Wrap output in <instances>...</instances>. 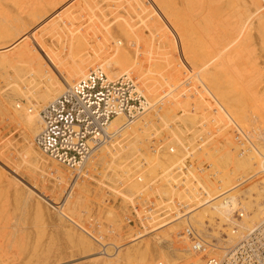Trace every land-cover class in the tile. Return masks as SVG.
Masks as SVG:
<instances>
[{
    "label": "rangeland",
    "instance_id": "rangeland-1",
    "mask_svg": "<svg viewBox=\"0 0 264 264\" xmlns=\"http://www.w3.org/2000/svg\"><path fill=\"white\" fill-rule=\"evenodd\" d=\"M14 1H17V0H2V2L4 3V7L9 9V10H11V11H13V12L8 13V15L11 16V18H7V17L4 16V20H3L2 17H0V20H2V21H0V48L2 49L3 53H5V54L10 53L11 54L12 52H14L13 50H17L22 45L23 48H20V49H22V51L24 50L23 52H25V53H26V51L28 49V51H27L28 54L26 53V55H25V53H23V56L20 55L21 56V57H19L20 59H17L18 61L17 60L15 61V63L17 62V63L20 64L19 65V64L16 63V65H18L17 67H19L17 69L11 68L9 63L0 60V169H1V171L3 170V172L6 174L8 180H11L13 182L16 181V180H20V181H22L24 186L21 185V189H20L21 190V194H20V193H16L15 187L13 186L12 183H10V182L6 183V181H4V180H1V182H0V217H2L0 219V230H3V231H0V259H4L3 257L8 258V257H11L12 255H16L17 256L16 259H18V260H22V259L28 260L29 258H31L33 256V254L34 255L35 254H41L42 252L45 253L46 251H50L51 249L59 250V248H61V247H62L61 249L63 250L64 249V245L70 246V245L76 244V243L77 244L83 243V244L89 245V248H91L92 244L97 242V244H95V249L96 250L94 252H91L92 254L89 253V254H86V255H78L79 254L78 252L67 251V252H65L66 255H64L65 257H67L66 260L62 261L61 263L59 261L51 263V264H57V263L58 264L59 263L60 264H91L94 261V258L97 259V257L99 258V257L106 256V254L104 255V252L101 250V248H104L105 246H104L103 242L99 241L96 237H94V231L97 230L98 232H100V235L105 237V242L106 243H113L114 245H118V246L122 245L124 248H126L127 246H131L132 243H129V241H131L130 239H132L134 236L132 238H130V236L133 235L134 233L138 232V230L136 228H138L139 231L141 232L139 226H136V228H134V227L128 225L126 223V220H125L126 219L125 216L128 213H130L132 210L135 209V207H134L135 204L133 202V197L137 196L140 191L139 192L136 191L137 194L135 195V191H133L131 189L130 190L131 194H130V191L128 189L126 190L124 185H122L125 180L123 182L122 181L120 182L118 179H116L117 178L116 173L114 174L112 171H108L107 164H110V163L112 164V161H113V160L111 161V159L109 160V158L107 159L108 160L107 162L105 160L98 159V158L94 159V161L97 160V159L98 160L95 161L94 166L91 165L93 171L91 173L88 172L87 176L89 175V177L86 176V178L84 180L85 181L84 183H87V184L85 186H83V188H81L79 185H77L78 182L81 183V184H84L83 182H81V180H79L76 183L74 182V184H73L74 186L71 185L72 178H73L72 175L73 174L70 171H68L66 168H64L63 166L58 165L56 162L54 164V161L51 160L50 158H48L47 156H45L41 151H38L39 153L41 152L40 153L41 155H43L42 156L43 158L40 159V161H41L40 165H38L37 163H32V162H30L27 159H24L25 157H23V155H22L23 154V147L28 146L29 142L28 143L26 142L28 140L25 139V136L22 133L21 128H19L20 125H18L17 123H14L11 119H9V117H7V118L4 117L3 118L2 117L3 115L1 113V111L2 110L5 111V108L14 109L18 113L19 116L23 117L24 123H26L27 126H31V125L35 124L36 132H37V129H38L39 125H38V123H36L34 121L33 116L36 113V111H34V109L32 107L33 104H34V98L30 97V99H29V97H28V99H26L25 97H23V98L22 97L21 98L20 97H16V95H15L16 93H18V94H25V95H28V96H32L35 93L36 96H38L39 93L42 90L45 89L46 85L43 84V83H40L38 81V76L36 74H33V73L29 72V71H33L34 72V70H35V72H36V70H38V68H39L40 71L41 70L42 71L40 72L38 70L37 71V72H39L38 74L42 75L43 73H45L46 77L45 76L44 77L47 79V76H49L48 81H52L53 82L56 79L55 76L57 77L59 74H61V72H65L72 65L71 62L74 60V58L76 59V61H78L80 58H81L80 60H82V58L84 59V57H83L85 55V54H83L84 51L86 52V54H87L86 56L87 57H88V53H89V56H90L91 53L94 54V55H97V53H98V55L102 54V56H105L106 58H108V57L109 58H113V56H114L113 52L110 49H108L107 45L105 44L106 42L109 41V39L107 37L110 34H112V33H110V32L106 33L105 31H108V30L111 31L110 30L111 25H113L115 27V24L117 22L125 20V22L124 21L123 22L127 23L129 25V28L128 29L126 28V29L129 32H133L134 31L135 33H137V34H135V33H133V34L131 33V34L133 35V37L135 36L134 38H135V40L138 43L137 42L134 43L132 41H131L132 43L130 42V45L132 46L133 51L135 49L133 45H136L135 46L136 50L134 51V53H132V58L135 57V60L133 58L132 61L134 60L133 61L134 63L137 62L136 63L137 67H135V68L138 69V66H139L138 63L139 62L144 68L146 67L144 65L146 63H148L146 68L150 69V67H151L150 63H151L152 60H154L156 58H159L160 61L161 60L162 61L166 60V62L170 65V66L169 65L167 66L168 71L166 72V75H165L166 77L161 75L160 73H155V70H152V71H151V69L149 70L151 72H149L150 74L148 73V75H150V76H148V78L151 77V79H148V80H150V81L154 80L155 81V78H156L155 82L152 81L153 82L152 83L153 86L155 85V86H157L160 89L162 86L165 87L164 84L167 81V85H169V83H171V85H169V86H171L170 87V89H171L170 92H172V90L175 89L178 86V84H179L180 86H178L179 88L177 87L178 89L176 91L179 92V89H180V91L182 93L184 91L181 90L182 88H180V87H183V89H184V87L187 85L186 88H185L186 90L184 89L187 92V95L186 94L184 95L185 92L182 94L183 96H181L180 92L178 94V95L181 96L180 97L181 100H182L181 102L184 104L183 107H184V110H185L184 111L183 109H181V111H179V112H182V113H186L187 112L186 114L188 115V118L191 119V120H189L190 122L188 120H186V118H187L186 115H185L186 118L185 117L181 118L182 120L185 119L184 120L185 122H188V123H185V126L189 127L188 128L189 129L188 130L189 131L188 134L190 133L189 136L191 137L192 134H191L190 130L196 128V126L199 125V121L198 120L202 118V117L198 118L199 116H195L196 115V113H195L194 116L197 117V119L195 120L196 124L195 123L193 124L195 117L193 116V114L192 115L189 114V113H192L190 111L194 109V106H195V108L197 107L196 104L198 103V100L200 99V97L201 96H205L204 90H203L199 80L197 79L198 78V75H197L198 69H196V67L198 68L201 65H199V63H200L199 61H198L199 62L198 65L199 66H196L197 63L193 64L194 62H193L192 58H190L191 57V55H190L188 57L189 58L188 59L189 63L192 60V64L196 66V67L193 66L194 67L193 68L194 71H193V69L191 70L192 67H190V66H192V64L191 65L190 64H185L186 61L183 63V60L182 59L180 60L179 57L181 56L180 55L181 54V49H180V46L178 44V41H177V38H176V34H174V32L172 31V27L170 25L171 23L170 22L168 23V20L166 18L164 20L163 16H160L161 14L156 12V9L154 8V6H152V8H154V9H152L151 7H149L150 4H146L145 3V1H147L149 3L150 2L149 0H145V1H143V0H66V1L65 0H32L31 2L29 0H19V1H17V3L19 5H21L22 7L29 6V9H28L27 12H22L24 9L23 8H19V6H17ZM204 1H205V3H204ZM221 1H223L224 4ZM244 1L245 0H209V1L208 0H188V2H187L188 10H187L186 4H184L183 10L186 11V12L188 11L187 13L182 12V13H184L185 20L188 23V24L186 23L187 28L189 30H191V33L192 32L194 33V31L197 30L198 31L197 33L199 34L198 36H196L197 33L195 31V34L192 37L193 33L192 34L189 33V34H191L190 39L192 38L193 41L195 39V42H194L195 44L191 45L192 47L196 46L197 43L198 44L200 43L199 45H197L198 48L200 46V49L196 50L197 48L195 47L196 48L195 49L193 47V49L196 50L195 51L196 53L199 51V55H200V53L204 54L207 51L209 52V54H215V53L218 54L219 52H221V53H219V56L221 57V59H223L225 57V55H223V54L226 51L229 53V52H231V50L234 51V50L237 49L236 47H238V46H236V44H234L235 41H234L233 37L236 40V37L238 35V37L240 39L239 43H241L243 40H246L244 38L245 35H247L246 29L249 26L248 24L251 22V19H253L255 17V14H253V12L249 9V7H250L249 4L246 3V1L245 2ZM218 2H221L222 4H220ZM225 3H226V5H225ZM261 5H263V4L261 3ZM39 7L40 8L42 7L43 10L45 8L46 11L45 10L43 11V10L39 9ZM18 11H21V12L18 13L19 17L17 16V12ZM33 11H34V13H32ZM189 11L192 12V13H190ZM250 11H251L252 14L249 13ZM199 12L201 14L203 13V15H201ZM218 12H220V13H218ZM230 13H232V14H230ZM0 14H3V13L0 12ZM14 14H16L17 17H13ZM157 14L159 16H156ZM29 15L31 17H33L32 20H31V17ZM36 16H38V17H36ZM41 16H44V17L42 18ZM249 16H251V17L249 18ZM252 16H254V17H252ZM158 17L159 18L162 17L163 19L160 18V19H157V21H155L156 18H158ZM12 18H14V19H12ZM38 18H39V20H38ZM244 18H245V20L248 19L247 20L248 23H247V21H243V22L241 21ZM41 19H42V21H40ZM43 19H45V20H43ZM49 20H50V22H49ZM240 21H241V23H240ZM3 22L5 23L4 27H2L3 26ZM37 22H38V24L35 27H32L34 31L32 30V28L29 29L30 30L29 33L25 31V36L26 37H23V34L22 35L20 34L21 38L19 36L18 38H15V39H18V40L14 39V40H12V42L10 41V39H11L10 38V31H7L6 27H10V30L12 29L11 33L18 32L19 30H21V33H23L24 29L29 28L30 25H33V24H35ZM39 22H41V23L39 24ZM150 22H152V23H150ZM209 22H210V24H209ZM160 23H161L162 26L160 25ZM107 24H109V25H107ZM151 24H152V26H151ZM211 24L213 26V29H212ZM239 24H241V25H239ZM44 25H46V26H44ZM190 25L193 26V28L191 27L192 29L190 28ZM62 27L66 28V29L64 30ZM105 27L108 30L107 29L104 30ZM155 27L157 28V30H156ZM137 29H139V30H137ZM150 30H152L153 32H151ZM189 30H188V32H190ZM5 31H7V32H5ZM64 31H66V32L69 31L68 36H70V37L64 36L65 35L64 33H66ZM142 31H143V33H142ZM54 32H55V34H54ZM57 32H58V34H57ZM74 32H76V34ZM108 33H110V34L107 35ZM120 33L121 32H119V34ZM161 33H162V35H161ZM166 33H168V34L166 35ZM77 34H82L81 35L82 37L78 36ZM66 35H67V33H66ZM86 35H88L89 37L86 36ZM168 35L170 37H168ZM38 36H40V37H38ZM83 36H86L85 38L86 39L88 38V39L86 40ZM199 36L201 38H199ZM62 37L64 38L63 41H62ZM67 37L68 38H74V37L77 38V37H79L78 38L79 41L81 40L80 43H83L85 41L83 43L84 44V48L83 47L80 48V45H77V43L71 44L70 40ZM163 37H165V38L163 39ZM197 37L200 40L197 41V39H196ZM65 38H66V44L64 43ZM208 38H210V39H208ZM201 39H202L203 42L201 41ZM232 39H233L234 42L231 41ZM170 41H171V43H170ZM193 41H191V44H193ZM16 42L17 43L19 42L21 45L19 43L17 44ZM68 42H69V46H67ZM252 42L251 43L249 42L250 44L247 43V45H246L247 48H244L247 51L244 50V52H243V54L245 53L244 55H246V56L241 60L242 64H241L240 60L237 61L239 64L235 63L236 66H238V65L241 66V67L238 66L237 68H238L239 72H240V70L243 71V72H241L243 75H237V73H235L236 77L235 76L230 77L232 75V73L234 74L235 70L232 67H230V68L228 67L229 68L228 72L226 74H223L220 78H221V81H222L221 83H223L221 85H222L224 91L227 93L226 97L227 98L229 97L231 99V97H233V95H236V93H237V96H234V97H237V98H233V101L235 100L234 102H236L237 106L238 107L240 106L242 108V110H246L244 112L245 113L247 112L246 114L249 116L248 117V121L249 122H247V124L248 123H250V124L246 125V127L249 126L247 129H249L250 131L248 130V132H252V130L255 131V133L253 132L254 134L251 135V136L255 135L254 136V140H255V144L257 145V147L255 146L254 150L256 151V149H258V150L262 149L263 153H264V124H262L261 123V119L258 116L255 117V115L253 113V111L257 110L258 108L260 109L261 104H259V103L263 102V101L260 102V100H262V98L264 100V71H263L264 70V46L262 48V45H264V44H262V45L259 44V43H263V42L261 41V39L258 36H256L255 41H252ZM86 43H88V44H86ZM98 43H99V45L100 44L101 45L99 46ZM150 43H152V44H150ZM15 44H17L19 47L17 45H15ZM70 44L74 45V47H70ZM75 44H76V46H75ZM91 44H92L93 47L91 46ZM125 44H126V41L124 39L120 38V37H116L115 41L113 43L114 47L117 46L119 48L123 47ZM142 44L146 48H143ZM160 44L161 45L163 44V46H164V47L162 46L163 49H161L162 47H160L161 46ZM94 45H96V46H94ZM156 45H158V46H156ZM89 46H90V48H89ZM102 46H104V48ZM173 46H174V48H173ZM213 46H214V48H213ZM253 46H255L256 49L253 48ZM76 47H77V49H79L81 51H79V50L75 51ZM157 47H158V52H157V49H156ZM201 47L203 48V50H202ZM67 48L70 49L71 52H69V50ZM88 48L90 50H88ZM96 48H97V51L95 50ZM232 48L233 49L235 48V49L233 50ZM251 48H252V50H251ZM25 49H26V51H25ZM62 49L63 50L65 49V51H67V53L65 51H63L64 53L62 55V51H61ZM85 49H87V50H85ZM228 49H229V51H228ZM99 50H100L101 53H99ZM155 50H156V53H153V52H155ZM162 50L164 52H162ZM166 50H169L170 53L168 51H166ZM222 50H224V51L222 52ZM77 51H79V53H77ZM109 51H110V54H111V55L110 54L109 55L111 57L108 55ZM133 51H131V52H133ZM105 53L108 56H106ZM139 53H140L139 56L142 58L141 60H140V58L137 59ZM162 53H163V55H162ZM16 54H19V53H16ZM76 54L79 55V57L82 56V55L83 56L80 57V58L79 57L77 58ZM112 54H113V56H112ZM133 54H134V56H133ZM144 54H145V58H144ZM156 54L158 56H160V57H158ZM249 54H250V56L253 55V56H251V58H253V59H251L249 57ZM27 55H28V57H27ZM59 55H61L62 57H64V56L65 57L62 58L61 56L59 57ZM70 55L72 56L73 60H72ZM168 55H170V57L172 56L171 57L172 61H170V59H169L170 57ZM136 56H137V58H136ZM161 56H162L163 59L161 58ZM23 57H25V58H23ZM65 58L66 59H68V58L70 59L71 58L70 60H72V61H68L69 59L66 60ZM147 58H148V60H147ZM167 58L169 59V61H167ZM249 58L251 60H253V63L251 62V60ZM60 60H62L61 63L63 64V66L60 63ZM136 60H138L139 62L136 61ZM149 60H151V61H149ZM243 60L244 61L246 60L245 63H244ZM76 61L74 60L73 62L77 63ZM248 61H250V63ZM25 62H26V64H25ZM64 64L66 66H64ZM245 64H247V65L250 64L251 66H249V65L248 66L247 65L244 66ZM30 65H32V67L31 68H27L28 66L30 67ZM172 65L173 66L175 65L174 66L175 68L178 65H181V69L178 66L179 68L178 67L177 68L179 70L177 71V68L175 70V68ZM59 66L62 68L63 71L61 70V68ZM253 66H254V68H256L258 66L260 70L257 69L258 68L257 67L255 69L256 71L255 70L251 71V69L253 70V68H252ZM64 67H65V70H64ZM66 67H67V69H66ZM141 67H140V69H141ZM170 67H173V68H170ZM189 67H190V70L193 72V74H191L192 72L189 70ZM245 67H247V69ZM25 68H27L29 71L27 69H25ZM35 68H37V69H35ZM53 68H55V69H53ZM144 68H142V69H144ZM182 68H183L184 73H183V71H181ZM32 69H34V70H32ZM43 69H45L47 71V75H46V71L43 70ZM50 69L51 70L53 69V70L51 71ZM170 69L171 70L174 69L175 72L177 71L178 72V73L176 72L177 75H179V73L181 71L180 75L181 74L182 75L181 76L179 75V77H180L179 80L182 81L181 83L177 79L178 78L177 75H173L172 74L173 75L172 76L170 74V71H169ZM48 70L50 72H48ZM54 70H56V71H54ZM92 70H94V69H92ZM174 70H172V71H174ZM229 70H230V72H229ZM257 70H259V71H257ZM22 71H25V72H22ZM249 71H251L253 73H251ZM168 72H169L170 75L168 74ZM172 73H174V72H172ZM258 73H259V75H258ZM188 75L190 76V78H189ZM191 75H192L193 78H191ZM227 75L228 76L230 75V76L226 78ZM252 75H254L255 78ZM184 76L186 77V79H185ZM133 77L136 78V75H133ZM195 77H196V80H195ZM249 77H250V79H249ZM53 78H55V79H53ZM167 78H169V79H167ZM183 78H184V80H183ZM173 79H175L176 82ZM192 79L195 80L194 84H196V86L198 85V87L194 88V86H193L194 84L192 82L193 81ZM236 79H238L239 81H237ZM138 80L139 79H137V81ZM146 80H147V78H146ZM233 80H235V83L233 82ZM158 81L159 82L162 81L163 83L159 84ZM173 81L175 83H177V82H179V83H177V85H174L175 83ZM236 81H237V83H236ZM240 81H243L244 83L246 81V83L243 85V82H240ZM74 82H76V81H73L71 86L74 84ZM197 82H198V84H197ZM138 83H140V82L138 81ZM156 83L161 85V87L159 85H157ZM241 83H242V86H244V88H246V87L247 88L245 89V93H244L245 95L244 94H240V96H239V93H241L242 91L244 92V89H243V87L241 88V90H239V88L235 89V85L234 84L238 85V86L236 85V87H240ZM245 85H246V87H245ZM188 86H191L193 88H189ZM250 86H251V88H249ZM164 87H162L161 89L163 90ZM229 87H230V89L232 88L233 94L230 91ZM158 88H157L158 91H156V95L160 97V96H162L164 94L165 90H163V92H162V90L159 91ZM188 88L191 89V91ZM257 88H259L258 91H257ZM38 89H40V90H38ZM197 89H198V91H196ZM234 89H235V91H234ZM187 90H189L192 93H196V92L197 93L196 94H191V95H194V96H191V95H188L189 91H187ZM200 90H202L203 92L200 91ZM246 90H249L247 92H250L251 90L252 91L248 95V93H246ZM176 91H175V93H177ZM63 92H65V91H63ZM157 92H158V94H157ZM254 92L257 93V94H255ZM198 93H199V95H198ZM230 93H231V97H230ZM251 94L252 95L255 94L254 99H252L254 95L251 98V96H250ZM60 95H57L56 97H58ZM185 96L188 99H184ZM169 97L170 96H167L166 98H169ZM208 97H209V95H208ZM166 98H164L162 101H165ZM180 98H179V100H180ZM248 98L250 100L254 101V103L251 104L252 101H249ZM255 98L257 99V101L259 99L260 100L257 102ZM194 99H196V100H194ZM243 99L247 100V102L244 101V103H243ZM155 100L153 99V101L152 100H150V101L154 102ZM240 100H242V101L240 102ZM256 102L258 103L259 107L256 106L257 108L253 109L255 107L253 104H255ZM154 103H156V101ZM154 103H151V105L152 104L154 105ZM193 103H196V104L192 105ZM257 103L255 105H257ZM20 104H21V106H19ZM155 107L156 106H154L153 108H155ZM153 108H152V110H153ZM259 109H258V111H259ZM261 109H262V107H261ZM168 113L171 114V112H168ZM221 113H224V112H221ZM152 114H154V113H152ZM163 114H166V116L163 115ZM163 114H162V112L159 113V115L161 116L160 119H162L165 116L166 118L169 117V118H167L169 120L171 118L172 122L169 121L166 124L164 122H162L161 124H157V123L155 124V127H157V128H155V129H157V132H158V130L160 128H162L161 125L165 124L164 125L165 127L162 128V130H161V133L163 134V135L161 134V137L165 136L164 135L165 129L167 130V132L169 131V129H168V127L166 125H168L169 123H173L174 121H181V119L178 117L179 114L173 115L174 112L171 114L172 116L171 115L168 116L167 112H163ZM148 116H150V115L148 114ZM191 116H193V117H191ZM222 116L224 117L223 119L224 120L226 119L227 121H225L226 122L225 123L223 121V119H222V121H223L222 123L223 124L220 125L221 127L220 126L214 127V128L212 127L213 128L212 129L210 127V125L208 127L205 125L206 124L205 121H202L201 122L202 124L200 123L201 126L205 125L208 128V129L206 128L207 129V130H205L206 132L204 131V129L201 131L202 134H203V138L206 137L207 131L209 133L207 135L209 138L206 137L205 139H203L204 140L203 143H205V141H206V149H203V147L205 145L200 146V149L202 148V150H204L206 152V154H208V156L214 150L215 152L214 151L213 152L216 153V154H213L214 157L217 156L216 158L218 160H220V164H217V165L220 168L222 167L223 170H225L227 168V170L229 171L235 165H237L238 159H239V161L240 160L242 161L244 159H241V158L237 157L238 156L237 152H234V150H233V147L235 146V144L234 145L230 144V143L234 142L233 136L230 135L231 131L234 133V129L231 128V127H233L231 125L234 124V123L231 122L232 120H230V118H228V116H226V114H222ZM156 117H158V116H156ZM156 117H155V120H156ZM172 118L175 119V120H173ZM156 121H160V120H156ZM191 121H192V123H191ZM183 122L181 121L182 124H183ZM227 123H229V124L227 125ZM240 124H242V123H240ZM192 125H194V126H192ZM182 126H184V124ZM185 126H184V128H185ZM205 126H204V128H205ZM225 127H227V128L225 129ZM261 127H263V128H261ZM219 129L221 130L220 133H219ZM226 130H228L227 132L230 131V133L228 134L226 132ZM225 132L227 134H225ZM248 132H246V133H248ZM132 133H135V132L132 131L131 134ZM128 134H130V132H128ZM212 134H213L214 137L220 139V141L217 144L216 143L214 144V145H216V147L214 145H212L213 148H210L211 145L207 146V143L210 142V140H212L211 139V138H213ZM123 135H124V132L122 134L120 133V135L118 134V136L115 139L116 141L114 140L113 142L110 143L111 144L110 146L113 149H115L117 147V146L115 147L114 144L119 140V138H120L119 136H123ZM133 135H129V136H133ZM137 135H135V136H137ZM225 135H229V137L232 136V137H230V139L232 138L231 139L232 142L230 141L229 144H225V141H224ZM240 135H242V134L240 133ZM260 135H261V137H260ZM129 136H127L126 139ZM135 136H133V137H135ZM133 137H131V139L129 137L130 140L128 139V140H126V142L128 144L129 143H133L134 140H132V139H135ZM223 137H224V139H223ZM242 138L244 139L245 136L244 137L242 136ZM190 139L193 141L192 137ZM190 139H189V142H191ZM245 139H247V138H245ZM193 143H194V141H193ZM17 144H19V146ZM222 144L224 145V147H223ZM134 147H135V144H134ZM170 147L173 148L172 149L173 151H171ZM118 148H120V146H118L116 149H118ZM167 148H168V151H170L172 154H174V155L178 154L177 152L179 151V149L177 148V145H175V144H171L170 145L169 144V146L167 145ZM175 148H177V150ZM193 148H195L196 150L191 149L190 151H184V154H185L184 157L188 158V157H190L191 154H194V152L200 150V149L197 148V146H195V143H194V147ZM108 149H110V147L109 148H104L100 153L103 155V153L105 152L104 154H106ZM137 149H139V146L137 147ZM140 149H141V147H140ZM37 150H39V149H37ZM124 150H125V153H126V149H124ZM210 150H212V151L209 153ZM227 150H228V152H227ZM191 151H192V153H191ZM100 153L98 155H100ZM226 153L228 154V156H227ZM139 154H141V152L137 150L130 157L131 154H128V152H127V154H125L126 157L123 156V160H122L121 166L123 168H125L126 165H128V163H130L131 161H134V162L137 161L135 159H137V157L139 158ZM256 155L255 156L253 155V157H250V160H249L250 162H248V160H247V162L245 163L246 167L249 168V169L247 168L249 172L247 171L246 167H244V170L241 171L243 173H244V171H246L249 174L250 173L251 174H255L256 177H255V180L253 181V183L250 184L247 187L245 186V188L242 187V188H238L236 190H234L236 188L235 185L233 186L235 188H233V187L230 188V189H233L231 191L235 194L234 198H236L238 200V196H242L241 197L242 203L245 205V207H247V208L249 206L253 207V208L252 207L248 208V209L251 208L252 211H251V209L247 211V208H246L247 213L248 212L249 213L247 214L245 212V216L244 217H252L255 213H257V211H258V213L261 212L260 208H261V210H262V208H264V180H263L264 179V172L260 173L263 170L262 169L263 166L260 165L261 161L263 160V158L260 155L258 156V154H256ZM206 156L207 155H205V157ZM208 156L206 158L203 157L202 159L206 160L208 158ZM127 157L128 158L130 157V160L129 159H124V158H127ZM133 157H134V159H132ZM184 157H182V159H186ZM194 157L191 156L190 159H193ZM222 157L223 158L225 157L226 160H224ZM235 157H236L237 160L235 159ZM255 157H257L258 161H257V159ZM92 160H93V158H92ZM115 160H117V158ZM254 160H256L257 163L259 162L258 163L259 165ZM44 161L45 162L47 161L48 163H45ZM252 161L255 163V165H254V163ZM263 161H262V164L264 165ZM104 162L107 163V164H104ZM224 163L226 164V166H224L225 165ZM248 163H252V164H248ZM41 164H42V166H41ZM131 164H129V165H131ZM221 164L223 166H220ZM5 165L8 166V167L6 168ZM44 165H47L49 168L48 167H47V169L44 168L43 167ZM248 165L252 166L253 168L251 169V167L248 166ZM2 166L5 167V168H3ZM55 166L56 167L59 166V168H61L63 171H65V174L67 176H68V173H69L70 176H72V178L70 176H68V178H67L68 181L67 180L66 181L63 180L60 176L56 175L54 173V171L51 170V169H55ZM88 166H89V164H88ZM215 166H216V164H215ZM41 169H43V171ZM156 169H158V173L161 175L162 174V172H161L162 170H160L159 167H157ZM215 169L216 168L213 166V168L210 169V172L214 171ZM49 170H50V172H49ZM86 170H87V168H86ZM250 170H252V171H250ZM81 172H82V173H80L81 176H82L83 173L85 174L84 171H81ZM137 173L138 172H136V174ZM136 174H135V176H136ZM142 174L143 173H141V178L142 179L137 177V176L136 177L133 176L137 180V184H140L139 182H141L143 184L146 181L145 180L146 178ZM122 178L125 179V176L122 177ZM230 178H232V177H230ZM233 179H234V177L232 179H229L228 177L227 178H223V181H224L223 183H225L228 180L227 182H229L230 185L234 184V182L237 180V177H235V181H233ZM106 181H108L109 183L106 182ZM230 182H233V183H230ZM104 183H105V186H103ZM118 183L121 184V186L124 187L123 190L120 189V187L118 186ZM113 184H115V185L113 186ZM142 184H140V186ZM69 187L71 189H69V191L67 192V195H66V191L68 190ZM106 187H108V189H106ZM111 188H112V192L114 194H112V196H109L108 195V191H110ZM114 189H116V190H114ZM93 190H95V191H93ZM96 190H98V192ZM132 191L134 192V194H133ZM227 191H229V189H227ZM125 192L127 193V195H126ZM232 192H230V191H229V193L227 192L225 194V196L226 195L227 196L228 195L231 196ZM30 194H33L32 197L35 200L32 203V205L29 204V202H31V199L29 200V197L31 196ZM135 199H136V197L134 198V200ZM106 200H110V202L106 203ZM124 200H125L126 203L124 202ZM37 201H39V203L41 204V206H42V208L44 210L42 215L39 214L40 216H38V211L36 210V204L35 203ZM221 202L223 203L222 200H221ZM163 203H166V202H163ZM132 204L134 205V206H132V207H134V209L131 208V210H130L129 206L132 205ZM159 204L160 203L158 202V205ZM160 205H162V203ZM137 208L134 210L135 212L142 213L144 211L143 207H141V209L139 208V211H138ZM156 208H157V206H156ZM176 210L180 214L181 211H179L178 207L176 208ZM193 210H194V208L191 209L190 211H193ZM252 212H253V214H252ZM3 213H4V215H3ZM261 213H262V215L264 214L263 212H261ZM7 214H8V216H7ZM246 214L248 216H246ZM38 219H39V221H38ZM209 220L210 219L205 220V218H204L203 223H202V227H201V225L199 226V225L195 224V222H193V224H191V222H189V224L191 226H193L194 230H196L200 235H202L203 237L207 236V239L209 240L208 243L211 245V249L209 250L208 254L210 255L213 252H214L213 254H216L218 250L219 251H222V250L223 251H225V250L227 251L228 248L229 249L232 248L231 244H229V243L226 244V240L228 239V235L227 234H228V232H230L229 230L231 228H236V227H232V226H229L227 224H224L222 226H220V224L218 225L219 221H218V218H216L215 216L212 217L210 222H209ZM240 221H242V220H239L238 222H240ZM180 222H182V221H180ZM187 223H188V221H186L183 224L185 225ZM171 224H172V222H171ZM34 225H36V226H34ZM165 225H163V226H165ZM168 225H170V223H168ZM184 225H183V227H184ZM163 226H159L158 228L163 227ZM195 226H197V227H195ZM183 227H181L182 228L181 230L184 229ZM13 228H14V230H13ZM158 228H156V229H158ZM166 228H168V227H165V228L161 229L159 232L158 231L153 232L154 233L153 234V233H151L152 230L149 231V228L147 230V228L145 226L144 230L142 231V233L145 232V230H147V233L145 234V236H144V233H143L144 237H141V240L139 239L137 242H135L133 244L140 243L142 240H148L149 238L155 239L157 237V235L160 234L162 232V230H165ZM217 228H220V230L217 229ZM4 229H6V230H4ZM119 234H121V237H118ZM127 234H129V235H127ZM150 235H152V236H150ZM23 236H24V238H23ZM21 238L23 239V241H22ZM164 238L165 237L161 238L160 241L158 240L157 243L159 244V247H160L162 253H164V255L167 258H172L176 253H178V250H176V248L173 247V245H174L173 243L170 244L171 242H168L169 241V237H167L168 240H167V238H165V239ZM151 239H149V240H151ZM172 239H173V241L177 242L178 237L174 234ZM18 241H20L21 243L18 242ZM127 241H128V244H126ZM239 241H240V239H238V242ZM6 242H7V244H6ZM100 244H101V247H99ZM13 245L15 247H12ZM230 245H231V247H230ZM21 246H22V248H21ZM184 246H185L183 248L184 250L182 249L183 256L185 255L183 257V260H182L183 264L185 262H187L188 261L187 260L188 257H190V256L187 257V255H190L188 253V249L190 248L189 247L190 246L189 242L187 241L184 244ZM11 247H12V250H11ZM123 247L121 249H124ZM47 248L49 250H47ZM142 249L143 248H141L140 251L138 250L139 252L137 251V253H135V255L133 254L134 255L133 257L135 258L136 262H139V264H144V263H147V264H156L157 263L158 264L159 260L161 261V259H159V257L150 256V255L147 256L145 253H143L144 249L143 250ZM18 250H19L20 253L18 252ZM36 250H38V251L36 252ZM100 250H101V252L98 253ZM4 252H6V253H4ZM107 253H109V255H113V254L115 255L117 252L111 253V252L107 251ZM120 253H121V250H120ZM186 253H188V254H186ZM5 255H7V256L9 255V256L6 257ZM19 255H21L22 257L19 256ZM117 255H119V254H117ZM18 256H19L20 259L18 258ZM224 256H226V255H224ZM15 257L12 256V258H15ZM116 258H117V256H116ZM116 258L113 257V259H116ZM215 258H217V257H215ZM104 260H106V259H104Z\"/></svg>",
    "mask_w": 264,
    "mask_h": 264
},
{
    "label": "bare ground",
    "instance_id": "bare-ground-1",
    "mask_svg": "<svg viewBox=\"0 0 264 264\" xmlns=\"http://www.w3.org/2000/svg\"><path fill=\"white\" fill-rule=\"evenodd\" d=\"M17 1H19V0H17ZM17 1H14L15 2V4L17 5V6H19V8H23L24 10L22 11V12H27L28 11V9H29V6H26V7H22L21 5H19L18 3H17ZM30 2L32 1V0H29ZM66 1V0H65ZM143 1H145V0H143ZM150 2L148 3L147 1H145V3L146 4H150V6L149 7H151L152 8V6H154V8L156 9V12H158V13H160L161 15L160 16H163V18H164V20H165V18L168 20V23L170 22L171 24V27H172V31L174 32V34H176V38H177V41H178V44H179V46H180V49H181V56L179 57L180 58V60L182 59L183 60V63L185 62V64H192V60H193V64H196L197 63V65L196 66H199V65H201V66H199L198 68L195 66V65H193L192 64V66H190V67H192L191 68V70L194 68L193 66H195L196 67V69H198V72H197V75H198V80H199V82H200V84H201V86H202V88H203V90H204V94H205V96H201L200 97V99L198 100V103L196 104V103H193L192 105H194V104H196V108H195V106H194V109L193 110H191L190 112H192V113H189V114H193V116L195 115V113H196V115L195 116H199L198 118H201V119H199L198 121H199V124L202 122V121H205V125L208 127L209 125H210V127L212 128H214V127H218V126H220L221 124H223L222 122L224 121H227L226 119L224 120L223 118V116H222V114H226V116H228V118H230V120H232L231 122H233L234 124H236L240 129H242L244 132H245V138L247 137V135H246V132H248V130L249 129H247L249 126H247L246 127V125H248V124H250V123H248L247 124V122H249L248 121V115L244 112V111H246V110H242V108L239 106H237V104H236V102H234L233 101V98H237V97H234V96H237V93H236V95H233V97H231V93H230V97H231V99L228 97H226L227 96V93L224 91V89H223V87H222V85L221 84H223V83H221L222 81H221V76L223 75V74H226L227 72H228V69L230 68V67H232V68H234V74L232 73V75L230 76V77H233V76H235V73H237V75H243L241 72H243L242 70H240V72L238 71V66H236V64L235 63H238L237 61L238 60H242L246 55H244L243 54V52H244V50H246V49H244V48H247L246 47V45H247V43H251L252 41H255V39H256V36H258L260 39H261V41L263 42V43H259V44H264V6L263 5H261V1H259V0H245L246 1V3H248L249 4V9L253 12V14H255V17L254 16H252V17H254L253 19H251V22L248 24L249 26L247 27V29H246V32H247V35H245V39L246 40H243L241 43H239L240 42V39H239V37H238V35H237V37H236V40H235V38L233 37V39H234V41H235V43L234 44H236V46H238V47H236L237 49L236 50H234L233 48V50L234 51H232L231 49V52H225L223 55H225V57L223 58V59H221V57L219 56V53H221V52H219L218 54L217 53H215V54H209V52L207 51L206 53H204V54H201L200 53V55H199V51L196 53L195 51L196 50H198V49H200V46H199V48L197 47V45H199L198 43L196 44V46H193L196 50H194L193 49V47L191 46V45H194L195 43V39H194V41L192 40V38L190 39V37H191V34L193 33H191V30H189L188 28H187V25H186V20H185V17H184V13H187L186 11H184L183 10V6H184V4H186V7H187V2H188V0H149ZM209 1V0H208ZM244 1V2H245ZM222 3H223V1H221ZM221 2H218V3H220V4H222ZM191 3V2H190ZM204 3H205V1H204ZM207 3V2H206ZM143 4V3H142ZM141 4V5H142ZM224 4V3H223ZM9 5V4H8ZM29 5V4H28ZM225 5H226V3H225ZM246 5V4H245ZM147 6V5H146ZM204 7V6H203ZM246 7V6H245ZM150 8V9H151ZM154 8H152V9H154ZM205 8V7H204ZM39 9H41V10H43V8L41 7H39ZM146 9V8H145ZM209 9V8H208ZM263 9V10H262ZM34 10V9H33ZM44 10L46 11V9L44 8ZM43 10V11H44ZM187 10H188V7H187ZM48 11V10H47ZM192 11V10H191ZM210 11V10H209ZM216 11V10H215ZM251 11L249 12V13H251ZM0 12L1 13H3V14H0V17H2V19L4 20V16L5 17H7V18H11V16L10 15H8V13H11V12H13V11H11V10H9V9H7V8H5L4 7V3L2 2V0H0ZM19 12H21V11H18L17 12V16L19 17ZM182 12H184V13H182ZM190 12V11H189ZM204 12V11H203ZM248 12V11H247ZM32 13H34V11L32 12ZM39 13V12H38ZM37 13V14H38ZM190 13H192V12H190ZM200 13V12H199ZM218 13H220V12H218ZM156 14V13H155ZM201 14V13H200ZM230 14H232V13H230ZM252 14V13H251ZM47 15V14H46ZM151 15V14H150ZM191 15V14H190ZM199 15V14H198ZM197 15V16H198ZM201 15H203V13L201 14ZM200 15V16H201ZM217 15V14H216ZM16 16V14H14V16L13 17H17ZM30 16V15H29ZM40 16V15H39ZM156 16H159L158 14L156 15ZM186 16V15H185ZM221 16V15H220ZM219 16V17H220ZM31 17V16H30ZM36 17H38V16H36ZM42 18L44 17V16H41ZM116 17V16H115ZM207 17V16H206ZM212 17V16H211ZM251 16H249V18H250ZM32 18L33 17H31V20H32ZM161 19H163L162 17H160ZM159 17L158 18H156V20L155 21H157V19H160ZM198 18V17H197ZM12 19H14V18H12ZM114 19V18H113ZM118 19V18H117ZM196 19V18H195ZM207 19V18H206ZM38 20H39V18H38ZM43 20H45V19H43ZM201 20V19H200ZM248 20V19H247ZM247 20H245V18L243 19V20H241L242 22L243 21H247ZM250 20V19H249ZM0 21H2V20H0ZM40 21H42V19L40 20ZM124 22H125V20H123ZM123 21H119V22H115L116 24H115V27L113 26V25H111V28H110V30L111 31H109L106 27H105V29L104 30H108V31H105L106 33L107 32H110V33H112V34H110V33H108L107 35H109L107 38L109 39V41L108 42H106L105 40V44L107 45V48L108 49H110L112 52H113V54H114V56H113V54H112V56H113V58H106L105 56H102V54H99L98 55V53H97V55H94V54H92L91 52V54H90V56H89V53H88V57L86 56L87 54H86V52L84 51V53L83 54H85L83 57H84V59L82 58V60H80L81 58L80 57H82V56H80L79 57V55H77V58L79 57L80 59L78 60V61H76V59L74 58V60L77 62V63H75V62H73L74 60H73V58H72V56H71V58H72V60H70L69 58V60L68 59H66V60H68V61H72L71 63H72V65L67 69V67H66V71L65 72H61V74H59L57 77L55 76V78H53V79H55L53 82L52 81H48V79H49V76H47V79L45 78L46 76H45V73H43L42 75L41 74H38L39 72H37L38 70L40 71V69L38 68V70H36V72H35V70L34 69H32V70H34V72L33 71H29L27 68H31L32 67V65H30V67L28 66L27 68H25V69H27L29 72H31V73H33V74H36L37 76H38V81L40 82V83H43V84H45L46 85V87H45V89L44 90H42L40 93H39V95L38 96H36V94L34 93L32 96H28V95H25V94H18V93H16L15 95H16V97H25L26 99H28V97H29V99H30V97H33L34 98V104H33V109H34V111H36V113L34 114V116H33V118H34V121L36 122V123H38V129H37V132H36V127H35V124H33V125H31V126H27L26 125V123H24V120H23V117H21V116H19L18 115V113L14 110V109H8V108H5V111H1V113H2V117L4 118H7V117H9V119H11L14 123H17L18 125H20L19 126V128H21V131H22V133L24 134V136H25V139L26 140H28V141H26L27 143L29 142V145L28 146H25V147H23V157H25L24 159H27V160H29L30 162H32V163H37L38 165H40V159L41 158H43L42 156L43 155H41L38 151H40V150H37L38 148L35 146V144H34V138L36 137V135L40 132V129H41V117H40V111L42 110V108L46 105V104H48L50 101H53V99H55V97L57 96V95H60L63 91H67L68 89H69V87L71 86V84H72V82L73 81H77V80H79V79H81V78H84L92 69H95V68H101V69H103L104 70V72L107 74V76L109 77V79H111V80H114V79H117V78H119V77H121V76H123V75H125V74H130V75H136V78L137 79H139L138 81L140 82L139 84H141L140 85V89H142L143 90V92L145 93V95H146V97L147 98H149L150 100H152L153 101V99L156 101V103H154V102H150V103H154V105L152 104L151 106H152V108L154 107V106H156L155 108H153V110L151 109V111L148 113L150 116H148V114L146 115V116H144L143 118H141V119H139V120H137V121H135V122H129V121H127L125 118H123L122 116H120V117H118L116 120H114L113 121V124L110 126V128H109V133H115V132H118V134L120 135V133L122 134L123 132H124V135L123 136H119L120 138H119V140L114 144L115 145V147L117 146H120V148H118V149H113L111 146H110V149H108V151H107V153L106 154H104L103 153V155L100 153V155H96L94 158H93V160L92 161H90L89 162V166L87 167V170L86 171H84L85 172V174L83 173L82 174V176L81 175H72L73 176V178H72V176H70V174L68 173V176H70L71 178H72V180H75L76 178H78L79 180H81V182H85L84 180H85V178H86V176H87V174H88V172L89 173H91L93 170H92V166H94V164H95V161H97L98 159H102V160H105L106 162L108 161L107 159L109 158V160L111 159V161L113 160H115L116 158H117V160H115L114 162L112 161V164L110 163V164H107V163H105L104 162V164H107V169H108V171H112L114 174L116 173V176H117V178L116 179H118L120 182L122 181H124V183L122 184V185H124V187H125V189L127 190H133V191H135V195L137 194L136 193V191L137 192H139V191H143L144 189H145V187H147V186H153V190L152 191H155L154 193H159L160 192V195H162V196H164L163 197V199H161V198H158V197H154V198H156V201H157V206L158 207H160L161 205V203L163 204V202H166V205L168 206V207H170V209L169 210H173V211H175V212H177V210H176V208L178 207V204L180 203H182V204H185V206L187 207L188 206V208L189 209H193L194 208V210L193 211H190L188 214H190V215H188L187 217H185V218H183L182 219V222H179V223H172V224H170V225H168V223L165 225L164 223L165 222H168L169 221V218L168 217H165V218H161V216L162 215H157V217H155V216H153V219L151 220V223L150 224H147V226H146V228H147V230H148V228H149V231L150 230H152V232L151 233H153V232H156V231H160L161 229H163V228H165V227H168V228H166L165 230H162V232L160 233V234H158L157 235V237L155 238V239H151V238H149V239H151V240H142L140 243H136V244H133V243H135V242H137L141 237H144L145 236V234L147 233V230H145V232H143L144 233V236H143V233H142V231L141 232H136V233H132L133 235H131L130 236V238H132L133 236H135L136 237V235H137V233L138 234H141L140 236H138V237H136L135 239H130L131 241H129V243H132L131 244V246H125L126 248H124L122 245L121 246H119V249L121 250V253H120V250L118 249L117 250V253L114 255H109V253H107V252H104V255L106 254V256H104V257H97V259H95L94 257V261L91 263V264H139V262H136V260H135V258L133 257L134 255H135V253H137V251L139 250H141V248H143L142 250H143V253H145L147 256L148 255H150V256H156V257H159V259H161V261L159 260V263L160 262H163L164 264H183L182 263V260H183V257L185 256H183V253H182V249L185 247L184 246V244L187 242V240H185L186 238H184V236H183V233H182V231L183 230H181L182 228L181 227H183V223H185L186 221H188V223L189 222H191V224H193V222H195V224H197V225H201V227H202V223H203V220H204V218H205V220H207V219H212V217L213 216H215L216 218H218V221H219V223H218V225L220 224V226H222V225H224V224H227V225H229V226H232V227H236V228H231L229 231L230 232H228V239L226 240V244L227 243H229V244H231L232 245V248H228L227 249V251L225 250V251H217V253L216 254H213L212 252V254H208V257H217L218 259H221V260H223L224 258H226V256L228 255V253L237 245V244H239L245 237H247L254 229H256L259 225H261L263 222H264V214L262 215V213L261 212H263L264 213V208H262V210H261V208H260V211L261 212H259L258 213V211H257V213H255L252 217H243V219H242V221H240V222H238V221H235V220H233L232 219V215H231V213H230V208H228L227 207V205H226V202H225V200L226 199H228V198H232V199H235L236 201L234 202V204L235 205H237L238 204V200L236 199V198H234V196H235V194L231 191V190H233V189H230V188H232L234 185L236 186V183H237V180H238V177H242V176H245L246 174H247V172L246 171H244V173L243 172H241V171H243L244 170V167H246V162H247V160H248V162H250L249 160H250V157H253V155L255 156L256 154H258V156L260 155V156H262V158H263V160H264V153H263V150L261 149H256V151H254L253 153H251V154H246V155H244V156H240L238 153H239V150H240V144L238 145V143H236V137H238V136H236V135H234V133H236L235 131H234V133L231 131V133H230V131L229 132H227L228 130H226V132L229 134L230 133V135H232L233 136V139H234V142L233 143H230V141H231V139H230V137H232V136H230L229 137V135H225V139H224V137H223V139H224V141H225V144H235V146L233 147V150H234V152H237V154H238V156L237 157H239V158H241V159H244V160H240L239 161V159H238V163H237V165H235L231 170H227V168L225 169V170H223L222 169V167L220 168L217 164H220V160H218L216 157L217 156H215L214 157V155L213 154H216V153H214L212 150H210L209 151V153L212 151V153H210L209 154V156H208V154H206V152L204 151V150H202V148L200 149V150H198V151H196V152H194V154H191L190 155V157L191 156H195L193 159H190V157H188V158H186V157H184L185 156V154H184V151H187V150H185L184 149V146H185V144L186 143H189V139L191 138L190 136H189V134H188V126H185V123H188V122H185L184 120H182L181 118H183V117H185V115L187 116V118H188V115L186 114V113H182V112H179V111H181V109H183L184 110V107H183V103L181 102L182 100H181V96H183L182 94L184 93V95L186 94L187 95V92L185 91L186 89V86L184 87V89H183V87H180V88H182L181 90H183L184 92H182L181 93V91H180V89H179V92L181 93V96L180 95H178L179 94V92H177L176 90L179 88L178 86H180L179 84H178V88L176 87L175 89H173L172 90V92H170L171 91V89H170V87L171 86H169V85H171V83H169V85H167V81L165 82V87L164 86H162V87H164L163 88V90H165L164 91V94L162 95V96H157L156 95V91H158L157 90V86H153V82L152 81H154V80H152V81H150V80H148V79H151V77H149L148 78V76H150V75H148V73L149 72H151L152 70H155V73H160L161 75H163V76H165L166 75V72L168 71V68H167V66L169 65L167 62H166V58L164 59L165 61H160V59L159 58H156V59H154V60H149V61H151V67H150V69H151V71H149L150 69H147L146 67H147V64L148 63H146L144 66H146L145 68L140 64V62L138 61V60H136V61H138L139 63H138V69L137 68H135V67H137V62L136 63H134L133 61L135 60V57H133L134 58V60L132 61V53H134V51L136 50V45H133L134 46V51H133V48H132V46L130 45V42L132 41V42H134V43H136L137 41L135 40V36L133 37V33H135L134 31L133 32H129L127 29L129 28V25L127 24V23H124ZM148 21V20H147ZM154 21V22H155ZM162 21V20H161ZM194 21V20H193ZM202 21V20H201ZM220 21V20H219ZM235 21V20H234ZM239 21V20H238ZM241 21H240V23H241ZM32 22V21H31ZM34 22V21H33ZM44 22V21H43ZM49 22H50V20H49ZM153 22V21H152ZM152 22H150V23H152ZM160 22V21H159ZM164 22V21H163ZM166 22V21H165ZM41 22H39V24H40ZM158 23V22H157ZM156 23V24H157ZM191 23V22H190ZM233 23V22H232ZM231 23V24H232ZM247 23H248V21H247ZM4 22H3V26L2 27H4ZM32 24V23H31ZM38 24V22L37 23H35V24H33V25H30V27L29 28H27V29H24V32L23 33H21V30H19L18 32H13V33H11L12 32V29L10 30V27H6V29H7V31H10V41L12 42V40H14L15 38H18L19 36H20V38H21V35L23 34V37H26L25 36V31L26 32H28L29 33V29L30 28H32V27H35L36 25ZM43 24V23H42ZM154 24V23H153ZM163 24V23H162ZM188 24V23H187ZM194 24V23H193ZM197 24V23H196ZM201 24V23H200ZM209 24H210V22H209ZM221 24V23H220ZM230 24V25H231ZM246 24V23H245ZM107 25H109V24H107ZM128 25V26H127ZM159 25V24H158ZM160 25H161V23H160ZM168 25V24H167ZM169 25V26H170ZM195 25V24H194ZM235 25V24H234ZM233 25V26H234ZM239 25H241V24H239ZM247 25V24H246ZM44 26H46V25H44ZM149 26V25H148ZM151 26H152V24H151ZM150 26V27H151ZM162 26V25H161ZM197 26V25H196ZM211 26H212V24H211ZM219 26V25H218ZM43 27V26H42ZM103 27V26H102ZM109 27V26H108ZM193 28V26H191L190 25V28ZM235 27V26H234ZM64 30L66 29V28H64V27H62ZM127 28V29H126ZM156 28V27H155ZM191 28V29H192ZM220 28V27H219ZM9 29V30H8ZM62 29V30H63ZM68 29V28H67ZM154 29V28H153ZM162 29V28H161ZM190 31V32H188V30ZM212 29H213V26H212ZM32 30H33V28H32ZM39 30V29H38ZM137 30H139V29H137ZM142 30V29H141ZM145 30V29H144ZM156 30H157V28H156ZM171 30V29H170ZM194 30V29H193ZM192 30V31H193ZM223 30V29H222ZM221 30V31H222ZM7 31H5V32H7ZM34 31V30H33ZM36 31V30H35ZM151 32H153L152 30H150ZM196 31V33L198 32L197 30H195ZM195 31H194V33H193V35H192V37L194 36V34H195ZM213 31V30H212ZM32 32V31H31ZM44 32V31H43ZM64 32H66V31H64ZM104 32V31H103ZM119 32H121L120 34H119ZM162 32V31H161ZM50 33V32H49ZM66 33H67V35H66ZM66 33H64L65 35L64 36H68V33H69V31L68 32H66ZM75 34H76V32H74ZM132 33V34H131ZM139 33V32H138ZM142 33H143V31H142ZM158 33V32H157ZM163 33V32H162ZM162 33H161V35H162ZM189 33H191V34H189ZM21 34V35H20ZM53 34V33H52ZM54 34H55V32H54ZM57 34H58V32H57ZM56 34V35H57ZM135 34H137V33H135ZM134 34V35H135ZM141 34V33H140ZM160 34V33H159ZM158 34V35H159ZM168 33H166V35H167ZM189 34V35H188ZM238 34V33H237ZM27 35V34H26ZM45 35V34H44ZM78 36H81L82 34H77ZM89 35V34H88ZM88 35H86V36H88ZM143 35V34H142ZM171 35V34H170ZM199 34L197 33L196 34V36H198ZM28 36V35H27ZM55 36V35H54ZM72 36V35H71ZM86 36H83L84 38L86 37ZM139 36V35H138ZM137 36V37H138ZM145 36V35H144ZM165 36V35H164ZM195 36V37H196ZM228 36V35H227ZM22 37V38H23ZM38 37H40V36H38ZM68 37H70V36H68ZM67 37V38H68ZM73 37V36H72ZM82 37V36H81ZM89 37V36H88ZM91 37V36H90ZM116 37H120V38H122V39H124L125 41H126V44L123 46V47H114V45H113V43H114V41H115V38ZM141 37V36H140ZM168 37H170L169 35H168ZM194 37V38H195ZM51 38V37H50ZM79 37H74V38H68L69 40H70V42H71V44H74V43H77V45H80V48L81 47H83L84 48V42L83 43H80V41H79V39H78ZM97 38V37H96ZM139 38V37H138ZM144 38V37H143ZM165 37H163V39H164ZM199 38H201L200 36H199ZM198 37L196 38L197 39V41L198 40H200ZM211 38V37H210ZM210 38H208V39H210ZM52 39V38H51ZM81 39V38H80ZM86 39V38H85ZM88 39V38H87ZM86 39V40H87ZM90 39V38H89ZM162 39V38H161ZM167 39V38H166ZM220 39V38H219ZM233 39L231 40V41H233ZM15 40H18V39H15ZM64 40V38L62 37V41ZM84 40V39H83ZM99 40V39H98ZM119 40V39H118ZM141 40V39H140ZM143 40V39H142ZM156 40V39H155ZM68 41V40H67ZM94 41V40H93ZM191 41H193V44H191ZM201 41H202V39H201ZM233 41V42H234ZM14 42V41H13ZM98 42V41H97ZM131 42V43H132ZM147 42V41H146ZM203 42V41H202ZM232 42V43H233ZM17 43V42H16ZM19 43V42H18ZM17 43V44H18ZM64 43L66 44V38H65V41H64ZM92 43V42H91ZM96 43V42H95ZM138 43V42H137ZM155 43V42H154ZM162 43V42H161ZM165 43V42H164ZM168 43V42H167ZM170 43H171V41H170ZM249 43V44H250ZM253 43V42H252ZM17 44H15V45H17ZM20 44V43H19ZM70 44V47H74V45H71ZM86 44H88V43H86ZM90 44V43H89ZM97 44V43H96ZM117 44V43H116ZM122 44V43H121ZM150 44H152V43H150ZM21 45V44H20ZM82 45V46H81ZM98 45H99V43H98ZM101 45V44H100ZM99 45V46H100ZM104 45V44H103ZM138 45V44H137ZM161 45V44H160ZM170 45V44H169ZM18 46V45H17ZM16 46V47H17ZM67 46H69V42H68V45ZM66 46V47H67ZM75 46H76V44H75ZM91 46H92V44H91ZM94 46H96V45H94ZM142 46H143V44H142ZM156 46H158V45H156ZM163 46V44L160 46V47H162ZM218 46V45H217ZM263 46L264 45H262V48H263ZM19 47V46H18ZM17 47V48H18ZM65 47V48H66ZM69 47V48H70ZM93 47V46H92ZM103 48H104V46H102ZM164 47V46H163ZM163 47L161 48V49H163ZM169 47V46H168ZM225 47V46H224ZM232 47V46H231ZM235 47V46H234ZM20 48H23L22 47V45L17 49V50H13L14 52H12L11 54L10 53H8V54H5V53H3L2 52V49L0 48V60H2V61H4V62H7V63H9V65L11 66V68H15V69H17V68H19V67H17L18 65H16V63H15V61L17 60V59H20L19 57H21L20 55H22L23 56V53H25V52H23L22 51V49H20ZM64 48V47H63ZM82 48V49H83ZM89 48H90V46H89ZM88 48V50H90ZM143 48H146V47H144L143 46ZM148 48V47H147ZM173 48H174V46H173ZM202 48V47H201ZM213 48H214V46H213ZM253 48H255V46H253ZM68 49V48H67ZM100 49V48H99ZM150 49V48H149ZM157 49V52H158V47L156 48ZM249 49V48H248ZM256 49V48H255ZM254 49V50H255ZM69 50V52H71L70 51V49H68ZM76 50H79V49H77V47H76V49H75V51ZM85 50H87V49H85ZM93 50V49H92ZM96 51H97V48L95 49ZM103 50V49H102ZM160 50V49H159ZM202 50H203V48H202ZM251 50H252V48H251ZM25 51H26V49H25ZM27 51H28V49H27ZM26 51V53L28 54V52ZM62 51V55H63V51H65V49L63 50H61ZM73 51V50H72ZM79 51H81V50H79ZM79 51H77V53H79ZM83 51V50H82ZM95 51V52H96ZM131 51H133V52H131ZM139 51V50H138ZM154 51V50H153ZM166 51H168L169 52V50H166ZM165 51V52H166ZM224 50H222V52H223ZM228 51H229V49H228ZM247 51V50H246ZM245 51V52H246ZM66 53H67V51H65ZM88 52V51H87ZM108 52V51H107ZM111 52V53H112ZM161 52V51H160ZM162 52H164L163 50H162ZM173 52V51H172ZM201 52V51H200ZM205 52V51H204ZM254 52V51H253ZM16 53H19V54H16ZM26 53H25V55H26ZM94 53V52H93ZM99 53H101L100 52V50H99ZM136 53V52H135ZM153 53H156V50H155V52H153ZM152 53V54H153ZM170 53V52H169ZM203 53V52H202ZM70 54V53H69ZM74 54V53H73ZM104 54V53H103ZM110 54V51H109V53H108V55ZM168 54V53H167ZM252 54V53H251ZM254 54V53H253ZM65 55V54H64ZM81 55V54H80ZM101 55V56H100ZM105 55H106V53H105ZM108 55H106V56H108ZM111 55V54H110ZM109 55V56H110ZM140 53L138 54V58H137V56H136V58L137 59H139L140 58V60L142 59L140 56ZM148 55V54H147ZM157 55V54H156ZM161 55V54H160ZM162 55H163V53H162ZM165 55V54H164ZM191 55V57L190 58H192V60H191V62L189 63V56ZM61 55H59V57H60ZM68 56V55H67ZM69 56V57H70ZM133 56H134V54H133ZM142 56V55H141ZM155 56V55H154ZM158 56V55H157ZM169 57H170V55H168ZM176 56V55H175ZM251 56H253V55H251ZM251 56H250V54H249V57L251 58ZM27 57H28V55H27ZM62 57V56H61ZM65 57V56H64ZM64 57H62V58H64ZM111 57V56H110ZM158 57H160V56H158ZM167 57V56H166ZM168 57V58H169ZM172 57V56H171ZM171 57L169 58L170 59V61H172V59H171ZM177 57V56H176ZM255 57V56H254ZM23 58H25V57H23ZM144 58H145V54H144ZM149 58V57H148ZM148 58H147V60H148ZM161 58H162V56H161ZM167 58V61H169V59ZM249 58V59H250ZM22 59V58H21ZM159 59V60H158ZM163 59V58H162ZM251 59H253V58H251ZM250 59V60H251ZM257 59V58H256ZM258 60V59H257ZM18 61V60H17ZM67 61V62H68ZM146 61V60H145ZM175 61V60H174ZM177 61V60H176ZM201 63H199V62ZM236 61V62H235ZM244 61V60H243ZM246 61V60H245ZM245 61H244V63H245ZM57 62V61H56ZM55 62V63H56ZM59 62V61H58ZM62 62V60H60V63ZM143 62V61H142ZM148 62V61H147ZM249 63H250V61H248ZM251 62L253 63V60H251ZM24 63V62H23ZM59 63V64H60ZM175 63V62H174ZM198 63H199V65H198ZM251 63V64H252ZM17 64H19V63H17ZM25 64H26V62H25ZM58 64V63H57ZM62 64V63H61ZM149 64V65H150ZM177 64V63H176ZM180 64V63H179ZM239 64V63H238ZM241 64H242V61H241ZM20 65V64H19ZM24 65V64H23ZM142 67H141V66ZM247 64H245L244 66H246ZM249 66H251L250 64H248ZM247 65V66H248ZM56 66V65H55ZM62 66H63V64H62ZM64 66H66L65 64H64ZM170 66V65H169ZM173 66V65H172ZM175 66V65H174ZM173 66V67H174ZM179 67H180V69H181V65H178ZM177 66V67H178ZM256 66V65H255ZM35 67V66H34ZM58 67V66H57ZM60 67V66H59ZM140 67H141V69H140ZM173 67H170V68H173ZM176 67V68H177ZM178 67V68H179ZM187 67V66H186ZM190 67H189V70H190ZM229 67V68H228ZM239 67H241V66H239ZM258 67V66H257ZM256 67V68H257ZM21 68V67H20ZM24 68V67H23ZM61 68V67H60ZM142 68H144V69H142ZM149 68V67H148ZM175 68V67H174ZM176 68H175V70H176ZM177 68V71L179 70ZM184 68V67H183ZM183 68H182V70L181 71H183ZM188 68V67H187ZM186 68V69H187ZM246 69H247V67H245ZM253 68V70L251 69V71H254L256 68H254V66L252 67ZM35 69H37V68H35ZM42 69V68H41ZM53 69H55V68H53ZM52 69V70H53ZM57 69V68H56ZM195 69V70H196ZM241 69V68H240ZM257 69H259V67L257 68ZM43 70H45V69H43ZM51 70V69H50ZM51 70V71H52ZM61 70H62V68H61ZM64 70H65V67H64ZM172 70H174V69H172ZM171 69L169 70L170 71V74L172 75H177L176 74V72H175V70L174 71H172ZM190 70V71H191ZM231 70V69H230ZM230 70H229V72H230ZM260 70V69H259ZM259 70H257V71H259ZM263 70V69H262ZM42 71V70H41ZM40 71V72H41ZM46 71V70H45ZM54 71H56V70H54ZM63 71V70H62ZM157 71V72H156ZM181 71H180V73H181ZM193 71H194V69H193ZM247 71V70H246ZM251 71H249V72H251ZM256 71V70H255ZM264 71V70H263ZM22 72H25V71H22ZM48 72H50L49 70H48ZM172 72H174V73H172ZM187 72V71H186ZM192 72V71H191ZM190 72V73H191ZM232 72V71H231ZM262 72V71H261ZM154 73V72H153ZM178 73V72H177ZM180 73H179V75H180ZM183 73H184V71H183ZM251 73H253V72H251ZM263 73V72H262ZM49 74V73H48ZM150 74V73H149ZM152 74V73H151ZM159 74V75H160ZM168 74H169V72H168ZM169 74V75H170ZM187 74V73H186ZM191 74H193V72L191 73ZM196 74V73H195ZM229 74V73H228ZM46 75H47V71H46ZM57 75V74H56ZM132 75V76H133ZM168 75V76H169ZM172 75V76H173ZM179 75H177L178 76V80H179ZM182 75V74H181ZM180 75V76H181ZM190 75V74H189ZM188 75V76H189ZM245 75V74H244ZM258 75H259V73H258ZM45 76V77H44ZM158 76V75H157ZM187 76V77H188ZM195 76V75H194ZM228 75L226 76V78L227 77H229ZM252 76H254V75H252ZM263 76V75H262ZM156 77V76H155ZM154 77V78H155ZM166 77V76H165ZM164 77V78H165ZM185 77V76H184ZM236 77V76H235ZM234 77V78H235ZM258 77V76H257ZM256 77V78H257ZM146 78H147V80H146ZM153 78V79H154ZM163 78V77H162ZM161 78V79H162ZM189 78H190V76H189ZM191 78H193L192 77V75H191ZM241 78V77H240ZM254 78H255V76H254ZM262 78V77H261ZM167 79H169V78H167ZM176 79V78H175ZM175 79H173V80H175ZM185 79H186V77H185ZM249 79H250V77H249ZM166 80V79H165ZM183 80H184V78H183ZM188 80V79H187ZM193 81V84L195 83V80H196V77H195V80L194 79H192ZM237 81H239L238 79H236ZM155 81H156V78H155ZM154 81V82H155ZM163 81V80H162ZM159 82V84L160 83H163V82ZM180 81V83L182 82L181 80H179ZM237 81H236V83H237ZM247 81V80H246ZM246 81H245V83H246ZM258 81V80H257ZM174 82V81H173ZM175 82H176V80H175ZM174 82V83H175ZM233 82L235 83V80H233ZM240 82H243V81H240ZM239 82V83H240ZM39 83V84H40ZM48 83V84H47ZM75 83V82H74ZM177 83H179V82H177ZM177 83H175L174 85H177ZM244 82H243V85L245 84ZM261 83V82H260ZM263 83V82H262ZM157 84V83H156ZM159 84H157V85H159ZM192 84V83H191ZM192 84V85H193ZM197 84H198V82H197ZM229 84V83H228ZM248 84V83H247ZM183 85V84H182ZM185 85V84H184ZM190 85V84H189ZM191 85V86H192ZM230 85V84H229ZM235 85V89L237 88H239V90H241V88L243 87V89H244V92L242 91L241 93H239V96H240V94H244L245 93V89L247 88L246 87V85H245V87L246 88H244V86H242V83L240 84V87H236V85L237 84H234ZM249 85V84H248ZM247 85V86H248ZM160 87H161V85H159ZM191 86H188L189 88H193V87H191ZM194 86V88H196V87H198V85L196 86V84H194L193 85ZM200 86V85H199ZM200 86V87H201ZM238 86V85H237ZM256 86V85H255ZM254 86V87H255ZM161 87V88H162ZM40 88V87H39ZM159 89V91L160 90H162V89ZM174 88V87H173ZM188 88V89H189ZM249 88H251V86L249 87ZM248 88V89H249ZM18 89V88H17ZM41 89V88H40ZM40 89H38V90H40ZM170 89V90H169ZM229 89H230V87H229ZM228 89V90H229ZM235 89H234V91H235ZM258 89L259 88H257V91H258ZM37 90V91H38ZM163 90H162V92H163ZM190 91H191V89H189ZM189 90H187V91H189ZM193 90V89H192ZM238 90V91H239ZM175 91L177 92V93H175ZM189 91V93H188V95H191V94H196V93H192V92H190ZM196 91H198V89L196 90ZM200 91H202V90H200ZM230 91L232 92L233 90H232V88L230 89ZM247 91H249V90H246V93H248V95L250 94V92L252 91H250V92H247ZM203 92V91H202ZM240 92V91H239ZM263 92V91H262ZM209 95V97H208V95ZM255 93V92H254ZM157 94H158V92H157ZM162 94V93H161ZM201 94V93H200ZM203 94V95H204ZM232 94H233V92H232ZM235 94V93H234ZM255 94H257V93H255ZM255 94H251L250 96H251V98H252V96H253V98L252 99H254V97H255ZM198 95H199V93H198ZM245 95V94H244ZM243 95V96H244ZM167 96H170L169 98H166ZM191 96H194V95H191ZM238 96V97H239ZM247 96V95H246ZM257 96V95H256ZM157 97V98H156ZM188 97V96H187ZM262 97V96H261ZM57 98V97H56ZM164 98H166V100L165 101H162ZM179 98H180V100H179ZM250 98V97H249ZM248 98V100L249 101H252V100H250ZM258 98V97H257ZM260 98V97H259ZM184 99H188V98H186V96H185V98ZM191 99V98H190ZM189 99V100H190ZM256 99V98H255ZM261 99V98H260ZM259 99V100H260ZM22 100V99H21ZM194 100H196V99H194ZM238 100V99H237ZM258 100V101H259ZM186 101V100H185ZM242 100H240V102H241ZM244 101L245 102H247V100H244L243 99V103H244ZM256 101H257V99H256ZM257 101V102H258ZM261 101H263L262 103H259V104H261V107H262V109H261V107H260V109H259V111H258V109L257 110H255V111H253V113H254V115H255V117L256 116H258L260 119H261V123L262 124H264V100H263V98H262V100H260V102ZM184 102V101H183ZM188 102V101H187ZM256 102V103H257ZM189 103V102H188ZM252 103H254V101H252L251 102V104ZM255 103V104H256ZM18 104V103H17ZM187 104V103H186ZM190 104V103H189ZM255 104H253L255 107L253 108V109H256L257 107L256 106H258V103H257V105H255ZM245 105V104H244ZM19 106H21V104L19 105ZM252 106V105H251ZM259 107V106H258ZM188 108V107H187ZM191 108V107H190ZM244 108V107H243ZM167 110V111H166ZM169 110V111H168ZM199 112H198V111ZM222 110V111H221ZM251 110V109H250ZM185 111V110H184ZM183 111V112H184ZM162 112V114H163V112H167V114H168V116H170L173 112H174V114L173 115H176V114H179L178 115V117L181 119V121L183 122V124H184V126H185V128H184V126H182L183 124L181 123V121H174L173 123H169L168 125H166L167 127H168V129H169V127H171V129L167 132V130L165 129V133H164V137H161V130H162V128H164L165 126V124L167 123V122H169V121H171V118H170V120L169 119H167V118H169V117H165L166 116V114H163V115H165L164 117L167 119H165L164 117L162 118V119H160V115H159V113H161ZM168 112H171V114L170 113H168ZM177 112V113H176ZM221 112H224V113H221ZM152 113H154V114H152ZM176 113V114H175ZM156 116H158V117H156ZM172 116V115H171ZM193 116H191V117H193ZM194 116V117H195ZM155 117H156V120H160V121H156L155 120ZM190 117V116H189ZM176 118V117H175ZM186 118V117H185ZM186 118V120H191V119H187ZM173 119V118H172ZM197 119V117H195V119H194V122H193V124L195 123V120ZM222 119H223V121H222ZM4 120V119H3ZM162 120V121H161ZM173 120H175V119H173ZM162 122H164L165 124L163 125H161L162 126V128H160L159 130H158V132H157V129H155V128H157V127H155V124L157 123V124H161ZM172 122V121H171ZM190 122V121H189ZM230 122V123H231ZM191 123H192V121H191ZM226 123V122H225ZM240 123H242V124H240ZM23 124V125H22ZM196 124V123H195ZM202 124V123H201ZM229 123H227V125H228ZM245 124V125H244ZM204 125V126H205ZM233 125V124H232ZM231 125V126H232ZM256 125V124H255ZM158 126V125H157ZM192 126H194V125H192ZM204 126H201L200 125V127H202L203 129H204V131L205 130H207L208 128L205 126V128H204ZM226 126V125H225ZM257 126V125H256ZM260 126V125H259ZM221 127V126H220ZM219 127V128H220ZM207 128V129H206ZM212 128V129H213ZM227 127H225V129H226ZM231 128H233V127H231ZM261 128H263V127H261ZM211 129V130H212ZM133 132H135V133H132L131 134V132L132 131ZM177 130V132L175 133V131ZM210 130V131H211ZM220 129H219V133H220ZM250 131V130H249ZM259 131V130H258ZM128 132H130V134H128ZM138 132V133H137ZM206 132V131H205ZM225 132V134H227ZM254 133H255V131H253ZM139 135H137V134ZM223 133V132H222ZM249 133V132H248ZM253 133V134H254ZM257 133V132H256ZM134 134V135H133ZM209 133H208V131H207V135H208ZM252 134V133H251ZM250 134V135H251ZM252 134V135H253ZM258 134V133H257ZM129 135H133V136H135V135H137V136H135V137H133V136H129ZM163 135V134H162ZM206 135V137H208ZM224 135V134H223ZM222 135V136H223ZM243 135V134H242ZM127 136H129L130 137V139H131V137H133V138H135V139H132V140H134V142L133 143H127L126 142V140H128L129 139V137L126 139V137ZM212 136H213V134H212ZM236 136V137H235ZM243 136V137H244ZM255 136V135H254ZM257 136V135H256ZM259 136V135H258ZM137 137V138H136ZM205 137V138H206ZM260 137H261V135H260ZM125 138V139H124ZM205 138H203V139H205ZM209 138V137H208ZM239 138H241V139H243L242 138V136H239ZM256 138V137H255ZM129 139V140H130ZM212 140H210V142H208L207 143V146H210L211 145V147L210 148H213V146L212 145H214L215 143L217 144L219 141H220V139H218V138H216V137H214L213 136V138H211ZM125 140V141H124ZM207 140V139H206ZM222 140V139H221ZM25 141V140H24ZM116 141V140H115ZM190 141H191V139H190ZM204 141V140H203ZM206 142V141H205ZM223 142V141H222ZM232 142V141H231ZM151 143H154V146H158L157 148H156V152L154 153V154H152L151 152H150V150H149V148H150V146H152V144ZM134 144H135V147H134ZM169 144L171 145V144H175V145H177V148L179 149V151L177 152L178 154H172L170 151H168V148H167V145L169 146ZM190 144V143H189ZM221 144V143H220ZM18 146H19V144H17ZM21 145V144H20ZM193 145V144H192ZM223 145V144H222ZM221 145V146H222ZM139 146V149H140V147H141V149L139 150V149H137V147ZM215 147H216V145H214ZM238 146H239V149H238ZM194 147V146H193ZM223 147H224V145H223ZM256 147H257V145H256ZM171 148V147H170ZM177 148H175L176 150H177ZM196 148V147H195ZM195 148H193L194 150H196ZM259 148V147H258ZM124 149H126V153H125V150ZM136 149V150H135ZM203 149H206V145L203 147ZM225 149V148H224ZM223 149V150H224ZM140 151L141 152V154H139V158L137 157V159H135V160H137V161H131L130 163H128V165H126V167L125 168H123L122 166H121V164H122V160H123V156H125L126 157V155L125 154H127V152H128V154H131L130 155V157L132 156V154L135 152V151ZM216 150V149H215ZM111 151V152H110ZM225 151V150H224ZM230 151V150H229ZM262 151V152H261ZM170 152V153H169ZM192 152V151H191ZM227 152H228V150H227ZM139 153V152H138ZM188 153V152H187ZM225 153V152H224ZM256 153V154H255ZM227 154V153H226ZM225 154V155H226ZM231 154V153H230ZM138 155V154H137ZM205 155H207L208 156V158L205 160V159H202L203 157H205ZM99 156V157H98ZM128 156V155H127ZM189 156V155H188ZM206 156V157H207ZM227 156H228V154H227ZM233 156V155H232ZM257 156V155H256ZM130 157L128 158H124V159H129L130 160ZM135 157V158H136ZM182 157H184V158H186V159H182ZM205 157V158H206ZM226 157V156H225ZM225 157L223 158L224 160H226L225 159ZM95 158H98L97 160H95L94 161V159ZM115 158V159H114ZM215 158V159H214ZM256 159H257V157H255ZM13 159V158H12ZM132 159H134V157L132 158ZM235 159H236V157H235ZM254 159V158H253ZM213 160V161H212ZM223 160V161H224ZM237 160V159H236ZM262 160V159H261ZM262 160V161H263ZM23 161V160H22ZM125 161V160H124ZM128 161V160H127ZM144 162V168L143 169H141V168H139L138 166L140 165V163L141 162ZM185 161H188V162H190V163H192L194 166H195V164H198V166H197V168L201 171V172H205V171H207V169L209 168V167H211V168H213V166L216 168L214 171H213V176H210V177H208V176H206V175H208L206 172H205V174L204 175H195V176H193L194 178H196V181H197V183L199 184V186H201L202 188H203V190H201V191H199V190H196V188L195 187H193L192 185H190V180L189 179H191V178H188L187 176H185V174H183V173H181L182 172V170H181V168H182V166L184 165V164H186L187 162H185ZM222 161V160H221ZM256 163H257V161H258V159H257V161L256 160H254ZM262 161H261V164L260 165H262L263 166V170L260 172V173H263L264 172V165L262 164ZM14 162V161H13ZM45 162V161H44ZM116 162V163H115ZM126 162V161H125ZM124 162V163H125ZM212 164H211V163ZM229 162V161H228ZM253 162V161H252ZM264 162V161H263ZM10 163V162H9ZM45 163H48L47 161L45 162ZM127 163V162H126ZM132 163V164H131ZM222 163V162H221ZM233 163V162H232ZM254 163V162H253ZM259 163V162H258ZM257 163V164H258ZM31 164V163H30ZM54 164H55V162H54ZM103 164V165H104ZM129 164H131V165H129ZM215 164H216V166H215ZM225 164V163H224ZM248 164H252V163H248ZM26 165V164H25ZM34 165V164H33ZM57 165V164H56ZM92 165V166H91ZM124 165V164H123ZM228 165V164H227ZM232 165V164H231ZM254 165H255V163H254ZM259 165V164H258ZM41 166H42V164H41ZM187 166V165H186ZM185 166V167H186ZM220 166H223L222 164L220 165ZM224 166H226V164L224 165ZM248 166H250V165H248ZM3 167V166H2ZM1 167V168H2ZM5 167L7 168L8 166H6L5 165ZM5 167H3V168H5ZM44 168H46L47 169V165H44L43 166ZM157 167H159V169L160 170H162L161 172H162V174L160 175L159 173H158V169H156ZM251 167V169L253 168L252 166H250ZM256 167V166H255ZM254 167V168H255ZM261 167V166H260ZM21 168V167H20ZM43 168V169H44ZM49 168V167H48ZM220 168V169H219ZM225 168V167H224ZM248 167H246V169H247ZM9 169V168H8ZM7 169V170H8ZM34 169V168H33ZM43 169H41L42 171H43ZM51 169V168H50ZM183 169V168H182ZM222 169V170H221ZM245 169V170H246ZM249 169V168H248ZM248 169H247V171H248ZM257 169V168H256ZM19 170V169H18ZM52 171H54V173L56 174V175H58V176H60L63 180H67V178H68V176L65 174V171H63L61 168H59V166L58 167H56L55 166V169H51ZM179 170V172H177V173H174L175 171H178ZM213 170V169H212ZM221 170V171H220ZM255 170V169H254ZM253 170V171H254ZM33 171V170H32ZM37 171V170H36ZM250 171H252V170H250ZM49 172H50V170H49ZM119 172V173H118ZM136 172H138V173H143L142 175L146 178L144 181V183L142 184L141 182H139L140 184H142L141 186H140V184H137V180L135 179V174H136ZM212 172V171H211ZM246 172V173H245ZM249 172V171H248ZM27 173V172H26ZM41 173V172H40ZM72 173V172H71ZM82 173V172H81ZM118 173V174H117ZM137 173V174H138ZM36 174V173H35ZM73 174V173H72ZM251 174V173H250ZM163 175V176H162ZM125 176V179H123L122 177H124ZM133 176H135V177H133ZM142 176V177H143ZM162 176V177H161ZM87 177H89V175L87 176ZM143 177V178H144ZM161 177V178H160ZM177 177H180V178H178L177 180V182H175V183H173V184H176L177 185V189H175L174 187H172V184H170V186L167 184L168 183V181H169V179L170 178H172V181H174ZM188 179H187V178ZM229 178V179H232L233 177H234V179H233V181H235V177H237V180L234 182V184H229V182H225V183H223L224 181H223V178ZM230 177H232V178H230ZM121 180H120V179ZM134 178V179H133ZM261 178V177H260ZM90 179V178H89ZM142 179V178H141ZM1 180H4V181H6V183L7 182H10V183H12L13 184V186L15 187V191H16V193H20L21 194V185H23V183H22V181H20V180H16V181H11V180H8L7 179V176H6V174L3 172V170L1 171V169H0V182H1ZM87 180V179H86ZM110 180V179H109ZM152 180H157V182L155 183V184H150L151 182H152ZM264 180V179H263ZM68 181V180H67ZM136 181V182H135ZM24 182V181H23ZM106 182H108V181H106ZM111 182V181H110ZM119 182V183H120ZM9 183V184H10ZM109 183V182H108ZM230 183H233V182H230ZM87 183H84V184H81V183H77V185H79L81 188H83V186H85ZM111 184V183H110ZM126 184V185H125ZM201 184V185H200ZM115 184H113V186H114ZM121 185V184H120ZM24 186V185H23ZM103 186H105V183H104V185ZM123 187V186H122ZM123 187V188H124ZM233 188H235V187H233ZM245 188V187H244ZM8 189V188H7ZM6 189V190H7ZM95 189V188H94ZM106 189H108V187H106ZM119 189V188H118ZM124 189V190H125ZM227 189H229V191L230 192H232V195L230 196V195H226L225 196V194L228 192L229 193V191H227ZM83 190V189H82ZM110 190V189H109ZM111 190H112V188H111ZM114 190H116V189H114ZM3 191V190H2ZM93 191H95V190H93ZM97 192H98V190H96ZM132 191V192H133ZM128 192V191H127ZM235 192V191H234ZM78 193V192H77ZM126 193V192H125ZM154 193H152L153 195H154ZM130 194H131V191H130ZM133 194H134V192H133ZM234 194V195H233ZM31 195V196H30ZM29 196V200L31 199V202H29V204H31L32 205V203L35 201L34 199H33V194H30ZM36 195V194H35ZM126 195H127V193H126ZM33 199V200H32ZM129 200V199H128ZM127 200V201H128ZM159 200V201H158ZM221 200L223 201V203L221 202ZM28 201V200H27ZM133 201H134V199H133ZM42 202V201H41ZM124 202H125V200H124ZM158 202L160 203L159 205H158ZM126 203V202H125ZM36 210L38 211V216H40L39 214H41L42 215V213H43V208H42V206H41V204L39 203V201H37L36 203ZM135 204V203H134ZM243 204V203H242ZM30 205V206H31ZM244 205V204H243ZM247 205V204H246ZM251 205V204H250ZM245 206V205H244ZM249 206V205H248ZM7 207V206H6ZM249 207H252V206H249ZM248 207V208H249ZM245 208H247V207H245ZM247 208V211L248 210H250V209H248ZM253 208V207H252ZM133 209H134V207H133ZM135 209H136V207H135ZM140 209H141V207H140ZM188 209V210H189ZM127 210V209H126ZM131 210V209H130ZM197 210V211H196ZM62 211V210H61ZM139 211V210H138ZM141 211V210H140ZM247 211H246V213H247ZM251 211H252V209H251ZM9 212V211H8ZM126 212V211H125ZM197 212V213H196ZM15 213V212H14ZM249 213V212H248ZM247 213V214H248ZM9 214V213H8ZM8 214H7V216H8ZM37 214V213H36ZM35 214V215H36ZM246 214V216H248ZM252 214H253V212H252ZM3 215H4V213H3ZM164 215H166V214H164ZM28 217V216H27ZM36 217V216H35ZM2 217H0V219H1ZM10 218V217H9ZM8 218V219H9ZM42 218V217H41ZM7 219V218H6ZM156 219H158V225H157V223H156ZM210 220H209V222H210ZM37 221V220H36ZM38 221H39V219H38ZM8 222V221H7ZM34 222V221H33ZM5 223V222H4ZM9 223V222H8ZM7 223V224H8ZM149 223V222H148ZM6 224V223H5ZM4 225V224H3ZM17 225V224H16ZM163 225H165V226H163ZM7 226V225H6ZM9 226V225H8ZM34 226H36V225H34ZM159 226H163V227H160V228H158ZM198 226V227H199ZM219 226V227H220ZM5 227V226H4ZM195 227H197V226H195ZM200 227V228H201ZM136 228V227H135ZM156 228H158V229H156ZM199 228V229H200ZM39 229V228H38ZM137 230H139L138 228H136ZM217 229H219L220 230V228H217ZM4 230H6V229H4ZM13 230H14V228H13ZM19 230V229H18ZM44 230V229H43ZM198 230V229H197ZM0 231H3V230H0ZM39 231V230H38ZM199 231V230H198ZM204 231V230H203ZM37 232V231H36ZM43 232V231H42ZM131 232V231H130ZM121 233V232H120ZM150 233V232H149ZM148 233V234H149ZM6 234V233H5ZM43 234V233H42ZM122 234V233H121ZM121 234H119L118 235V237H121ZM154 234V233H153ZM152 234V235H153ZM172 234V235H171ZM176 235L177 237H178V239H177V242L176 241H173V235ZM20 235V234H19ZM23 235V234H22ZM127 235H129V234H127ZM152 235H150V236H152ZM21 236V235H20ZM37 236V235H36ZM169 237V241L168 242H171L170 244H174L173 245V247L174 248H176V250H178V253H176L172 258H167L165 255H164V253H162V251H161V249H160V247H159V244L157 243V241L159 240H161V238H163V237H165V238H167V237ZM26 237V236H25ZM29 237V236H28ZM127 237V236H126ZM23 238H24V236H23ZM128 238V237H127ZM148 238V237H147ZM164 238V239H165ZM22 239V238H21ZM121 239V238H120ZM238 239H240V241L238 242ZM141 240V239H140ZM167 240H168V238H167ZM21 241V240H20ZM20 241H18V242H20ZM22 241H23V239H22ZM166 241V240H165ZM21 243V242H20ZM184 243V244H183ZM6 244H7V242H6ZM5 244V245H6ZM18 244V243H17ZM23 244V243H22ZM28 244V243H27ZM95 244H97V242H95L94 244H92V246H91V248H89V245H87V244H83V243H80V244H72V245H70V246H66V245H64V249L62 250L61 248H59V250H57V249H51L50 251H44L45 253H41V254H33V256L31 257V258H29L28 260H24V259H22V260H18V259H16L17 258V256L16 255H12V256H16L15 258H12V256L11 257H8L7 255H5L6 257H8V258H5V257H3L4 259H0V264H51V263H53V262H62V261H64V260H66L67 259V257H65L64 255H66L65 254V252H67V251H70V252H78L79 254L78 255H86V254H92L91 252H94L96 249H95ZM126 244H128V241L126 242ZM15 245V244H14ZM12 246V247H15V246ZM120 245V244H119ZM231 245H230V247H231ZM34 246V245H33ZM116 246H118V245H116ZM172 246V245H171ZM170 246V247H171ZM12 247H11V250H12ZM17 247V246H16ZM99 247H101V244L99 245ZM103 247V246H102ZM124 248V249H121V248ZM190 247V246H189ZM6 248V247H5ZM21 248H22V246H21ZM27 248V247H26ZM35 248V247H34ZM33 248V249H34ZM116 248H118V247H116ZM19 249V248H18ZM14 250V249H13ZM17 250V249H16ZM23 250V249H22ZM47 250H49L48 248H47ZM103 250V249H102ZM184 250V249H183ZM27 251V250H26ZM38 250H36V252H37ZM138 251V252H139ZM146 251V252H145ZM174 251V250H173ZM180 251V252H179ZM16 252V251H15ZM18 252H19V250H18ZM101 252V250L98 252V253H100ZM185 252V251H184ZM216 252V251H215ZM4 253H6V252H4ZM20 253V252H19ZM35 253V252H34ZM40 253V252H39ZM226 253V254H225ZM117 254H119V255H117ZM134 254V255H133ZM186 254H188V253H186ZM139 255V254H138ZM224 255H226V256H224ZM19 256H21V255H19ZM19 256H18V258H19ZM31 256V255H30ZM116 256H117V258H116ZM188 256H190V257H188ZM22 257V256H21ZM113 257H115L116 259H113ZM187 257H188V261L189 260H192L193 258H194V256H192V255H187ZM20 259V258H19ZM77 259V258H76ZM104 259H106V260H104ZM73 260V259H72ZM59 263V264H60ZM58 264V263H57ZM144 264H147V263H144ZM157 264V263H156Z\"/></svg>",
    "mask_w": 264,
    "mask_h": 264
},
{
    "label": "built area",
    "instance_id": "built-area-1",
    "mask_svg": "<svg viewBox=\"0 0 264 264\" xmlns=\"http://www.w3.org/2000/svg\"><path fill=\"white\" fill-rule=\"evenodd\" d=\"M260 1L264 5V0ZM150 102L143 90L140 89L137 79L132 75L125 74L111 80L103 69L96 68L91 70L84 78L77 80L67 91L49 102L41 110V129L34 138V144L45 156L58 165L63 166L72 172L73 175H80L81 171L86 170L92 158L104 148H109L110 143L118 136V132L109 133V128L113 124V121L120 116L130 122L143 118L152 109ZM232 126L234 131H237L234 133L238 136L236 137V143L240 144L241 147L238 154L242 157L253 153L256 146L254 136H251L253 130L246 133L247 139H241L239 136H244L245 132L236 124ZM170 129L171 127H169ZM202 130L203 128L200 127V124L190 130L191 137L198 149L200 146L206 145V142L203 143ZM240 133L243 135H240ZM250 133L252 134L250 135ZM193 141L191 140L190 144L186 143L184 149L187 151L193 149ZM151 144L152 146H150L149 150L154 154L158 146H154V143ZM172 149L171 151H173ZM185 162L187 163L182 166L181 173L191 178L189 179L190 185L195 187L196 190H203L193 176L204 175L205 172L208 174L206 176H213V171L210 172L211 167L203 173L197 168L198 164L194 166L188 161ZM138 167L143 169L144 162L142 161ZM177 172L179 170L174 173ZM136 176L141 178L140 173L136 174ZM255 177V174L249 173L238 177L234 190L249 186L253 183ZM178 178L180 177H177L174 181L170 178L167 184L169 186L172 184V187L177 189V183H173L177 182ZM78 181V178L72 180L71 185ZM156 182L157 180H152L150 184L152 185ZM118 186L123 190V187L119 183ZM69 189L71 188H68L66 195ZM152 190L153 186H147L135 196L136 199L133 201L135 206L132 204L129 206V209L133 208L132 206L138 207V210L140 207H143L144 211L138 213L134 209L128 213L125 216L128 225L134 228L139 226L140 230L143 231L144 227L151 223L153 216L162 215L161 218L168 217L169 221L164 224H171V222L175 224L190 215L188 212L191 209L182 203L178 204V209L181 211L180 214L179 212L169 210L170 207L166 203L158 207L156 198L154 197L163 199L164 196L160 195V192L154 193L156 190ZM112 194H114L112 190L108 191L109 196H112ZM241 197L238 196L237 205L234 204L235 199L228 198L225 200L227 207L230 208L232 219L235 221L242 220L245 216L246 208L242 204ZM107 202H110V200H106ZM158 222V219H156L157 225ZM183 228V236L190 244L188 253L194 256L192 260L184 264H264V222L237 244L223 260L208 257L211 245L208 243L207 236L203 237L200 235L189 223L185 224ZM138 233L136 237L141 235ZM94 237L103 242L105 246L101 248L103 252H117L119 246L113 243H106L105 237L100 235V232L97 230L94 231ZM136 237L134 236L133 239ZM158 264L164 263L160 262Z\"/></svg>",
    "mask_w": 264,
    "mask_h": 264
}]
</instances>
